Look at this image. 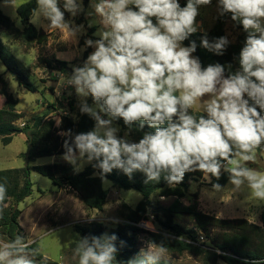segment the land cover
<instances>
[{
    "label": "clouds",
    "instance_id": "clouds-1",
    "mask_svg": "<svg viewBox=\"0 0 264 264\" xmlns=\"http://www.w3.org/2000/svg\"><path fill=\"white\" fill-rule=\"evenodd\" d=\"M211 4L212 0H187L183 7L179 0H90L98 19L88 26L99 23L93 34L99 38L85 40L83 50L94 51L82 66L73 67L70 76H60L57 90L59 95L60 87L74 88L80 112L95 122L88 132L60 133L67 137L62 159L74 173L91 164L100 170L104 185L109 184L106 174L117 169L129 178L137 171L144 173L146 184L163 176L175 187L185 173L200 171L211 182L213 177L218 181L223 170L232 192L247 189L264 202V171L248 166L264 145V0H217L218 18L230 15L247 34L237 58L239 67L228 76L219 63L202 67L193 55L195 41L183 44L200 28V7ZM83 12V0H36L30 22L67 33L75 42L84 26L66 20L65 13L75 18ZM229 43L226 36L210 41L205 33L201 38V46L217 55ZM193 109L202 114L194 115ZM118 118L128 129L123 137L114 123ZM134 125L137 130L147 125L154 132L134 142L127 138ZM212 186L222 190L219 183ZM7 191L0 183V204ZM74 241L72 259L77 264H118L115 234ZM34 243L20 234L0 236V264H37L40 249L33 248ZM167 254V247L150 243L128 264H159Z\"/></svg>",
    "mask_w": 264,
    "mask_h": 264
},
{
    "label": "trees",
    "instance_id": "trees-1",
    "mask_svg": "<svg viewBox=\"0 0 264 264\" xmlns=\"http://www.w3.org/2000/svg\"><path fill=\"white\" fill-rule=\"evenodd\" d=\"M87 2V0H84ZM187 0H179L181 7L186 6ZM36 6V0H29L17 9V14L23 26V30H19L13 21L3 13L0 9V29L10 34L14 39L25 45L33 43L44 44L48 40V34L43 30L36 28L30 22L32 9ZM85 12V11H84ZM84 12L80 15H84ZM78 24L83 20L78 19ZM155 23V18H153ZM231 22L234 28L240 32L235 43H229L222 55H217L201 46V38L206 33L211 41L225 35V25ZM96 31V27L87 26V34L80 41L81 46H85L87 38L95 40L92 36ZM246 33L241 24L233 22L230 15L217 18L214 27L209 32H200L192 34L188 40L183 42L184 46H188L191 41L197 44V50L193 53L201 61L202 67L208 65L221 64L225 67V76L234 73L238 67L239 52L244 44ZM92 52V48H87L82 56V61ZM49 66L54 64L59 71L66 72L69 70V63L54 59L46 61ZM0 64H3L6 70L16 77L20 86L27 91L35 93L36 87L29 82L27 76L22 72L19 64L12 54L11 50L4 45L0 38ZM229 65L231 67H229ZM3 82V88L0 95L6 97V106L0 108V144L7 146L12 143L13 137L18 133H24L27 136L29 150L26 155L28 161H34L38 158L52 157L63 155V143L67 138L65 136L56 137L54 133L55 122L48 119L45 121L46 115L37 116L31 119V124H26L23 128L16 125L17 121L24 117L23 113L17 111L18 99L8 94L6 84ZM247 98V97H246ZM89 104H92V98L89 96ZM251 103V101H250ZM70 110H74L73 104L69 103ZM54 105L49 106L48 112L56 111ZM259 110V109H258ZM194 115H201V112L190 110ZM49 113V114H50ZM264 115V112L261 113ZM121 129L128 131L122 119L118 118L115 122ZM94 120L87 114H82L80 110L77 112V120L66 119L63 124V131L71 129L73 136L82 132H88L94 127ZM138 125H134L130 132L137 141L142 138L145 132H154V129L145 125L144 129L137 130ZM261 149V148H260ZM258 149V150H260ZM257 170L261 169L255 165H248ZM31 171L47 177L57 188L69 187L79 194L84 205L90 210L102 211L108 198V191L104 189L102 180L99 177V169H95L92 165L86 167L79 173H74L73 166L68 163H54L49 165L29 166L21 169H8L0 171V183L7 186V197L0 204V212L4 210V205L13 200L16 205L30 197L33 192V183L30 179ZM95 174H98L97 176ZM203 173L193 171L185 173L183 181L175 187H170L161 177L159 182L145 183L146 175L142 172L133 173L129 178L121 170L114 169L111 173L106 174V179L120 189L134 190L141 194L142 199L137 203L134 209H130L127 215L126 223L119 224L115 229L110 231L109 235L117 236L116 246L118 252L116 260L118 264H128L139 253L138 237L139 234L145 232L149 235V239L155 245H163L169 251L183 253L191 252L193 254H201L204 251V244L199 243V235L194 230L185 229L175 223V217L179 214L192 215L196 221L198 230L202 232L203 237L209 241L214 252H208L214 260H222L226 264H252V261H264V208L261 214V226L247 219H220L213 215L206 214L198 209L197 203L185 206L181 199L185 196L189 188L190 181H196L203 178ZM229 181L228 173L223 172L217 181L214 177L208 185L213 187L214 183H219L224 187ZM159 192L161 197H173L175 200L169 206H154L150 197ZM152 213L157 219L161 233L145 231L137 226L142 221L147 220V214ZM21 210L15 208L12 212L0 215V236L4 238H14L20 234L25 236L19 223ZM107 231V227L98 222L91 223L89 226H75V232L80 237H101ZM26 237V236H25ZM123 242V244H121ZM33 248H39L34 243ZM75 242L69 247V253H73ZM38 264H58L54 261L44 260L43 255L39 252L36 257ZM159 264H170L166 261H160Z\"/></svg>",
    "mask_w": 264,
    "mask_h": 264
},
{
    "label": "rangeland",
    "instance_id": "rangeland-1",
    "mask_svg": "<svg viewBox=\"0 0 264 264\" xmlns=\"http://www.w3.org/2000/svg\"><path fill=\"white\" fill-rule=\"evenodd\" d=\"M29 0H0V9L7 15L19 30L23 26L17 14V9ZM217 0H212L210 6H201L200 15L197 17L198 29L201 32H209L215 25L218 18L216 11ZM84 15H78L72 18L70 14L65 13V19L72 21L75 25H83L84 31L79 34L74 42L69 39L67 33H61L56 29L47 30L44 27L36 28L43 30L48 34V40L44 44L33 43L25 45L17 42L14 37L0 29V38L15 56L20 69L27 76L37 89L35 93L27 91L20 86L16 77L9 73L3 64H0V91L3 88V82L6 84L8 94L18 99L17 111L23 113L24 117L17 121L16 125L23 128L26 124H31V119L37 116H44L45 121L53 119L55 122L54 133L56 137H62L63 124L66 119L77 120L79 110V98L72 87H60L57 95L60 76L68 77L72 74L75 66H82V56L85 46L80 45V41L87 34V26L90 20L98 19L95 17L94 10L90 7V0H83ZM88 13H93L89 16ZM83 20L78 24V19ZM47 23V22H45ZM96 31L100 29L99 23L93 24ZM95 31V32H96ZM94 32V33H95ZM231 22L225 25V35L230 43H235L238 35ZM95 39L96 37L92 35ZM90 39V38H87ZM94 51V49H92ZM54 59L66 61L69 70L61 72L52 64L49 66L46 61ZM89 97L87 98V102ZM69 103L73 104L74 110H70ZM54 105L56 111L48 112L49 106ZM91 105V104H89ZM6 106V97L0 95V108ZM50 113V114H49ZM118 126L117 124H115ZM119 127V126H118ZM118 135L123 137L126 130L119 127ZM129 140L138 142L130 133ZM29 150L27 136L24 133H18L13 137L11 144L2 146L0 144V171L8 169H21L29 166L49 165L54 163H67L62 159V155L38 158L34 161H28L26 155ZM89 165H86L84 169ZM259 167L264 171V146L257 150V159L255 163H249ZM83 169V170H84ZM96 176L98 174H95ZM30 179L33 183L32 195L23 202L16 205L10 200L4 205V210L0 215L12 212L15 208L21 210L19 218L20 226L27 238H31L39 245L40 253L44 260L54 261L58 264H77L72 259L73 253H69V247L80 235L75 232V226H89L91 223H102L107 227L105 234L109 235L112 229L119 224L126 223L127 215L130 209H134L137 203L142 199L139 192L134 190H124L117 188L112 181L108 180V185H104L108 191V198L102 211L88 209L79 197V194L69 187L57 188L47 177L37 172L31 171ZM209 182L203 178L189 182V188L181 202L185 206L197 203L198 209L206 214L213 215L220 219H247L257 225L261 224V214L264 208V202L255 200L245 189L241 192H232L233 185L227 182L222 190L217 192L208 185ZM175 199L173 197H161L159 192L150 197L154 206H169ZM175 223L185 229L194 230L199 235V243L204 244V251L201 254L191 252L177 253L168 250L167 258L161 261L170 264H226L222 260H214L208 252H214V249L207 241L202 232L198 230L196 221L192 215L179 214L175 217ZM140 227L145 231L161 233L160 225L152 213L147 214V220ZM140 225V224H139ZM2 229L0 228V231ZM104 234V235H105ZM153 244L149 235L145 232L139 234L138 249H147L149 244ZM38 264V262H37Z\"/></svg>",
    "mask_w": 264,
    "mask_h": 264
},
{
    "label": "built area",
    "instance_id": "built-area-1",
    "mask_svg": "<svg viewBox=\"0 0 264 264\" xmlns=\"http://www.w3.org/2000/svg\"><path fill=\"white\" fill-rule=\"evenodd\" d=\"M143 222H144V221H142L141 223H139L140 225L138 224L137 226H139V227L144 226ZM142 228H143V227H142Z\"/></svg>",
    "mask_w": 264,
    "mask_h": 264
},
{
    "label": "crops",
    "instance_id": "crops-1",
    "mask_svg": "<svg viewBox=\"0 0 264 264\" xmlns=\"http://www.w3.org/2000/svg\"><path fill=\"white\" fill-rule=\"evenodd\" d=\"M199 31V30H198ZM201 32V31H200ZM195 112H198V111H196L195 109H193ZM64 132V131H63ZM262 146H264V145H262Z\"/></svg>",
    "mask_w": 264,
    "mask_h": 264
}]
</instances>
